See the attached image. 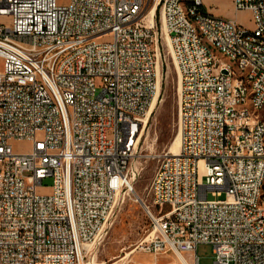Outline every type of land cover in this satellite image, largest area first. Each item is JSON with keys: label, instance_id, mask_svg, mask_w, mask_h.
<instances>
[{"label": "built area", "instance_id": "obj_1", "mask_svg": "<svg viewBox=\"0 0 264 264\" xmlns=\"http://www.w3.org/2000/svg\"><path fill=\"white\" fill-rule=\"evenodd\" d=\"M232 5L251 29L206 21L202 0H0V264H84L143 169L134 160L168 56L180 79V148L150 156L158 165L149 206L141 202L150 230L137 248L198 264L197 247L208 245L213 264H264V206L254 204L264 0ZM181 7L247 73L217 64ZM244 81H253L252 122L241 111ZM14 143L30 148L17 153Z\"/></svg>", "mask_w": 264, "mask_h": 264}, {"label": "rangeland", "instance_id": "obj_2", "mask_svg": "<svg viewBox=\"0 0 264 264\" xmlns=\"http://www.w3.org/2000/svg\"><path fill=\"white\" fill-rule=\"evenodd\" d=\"M203 4V2H202ZM203 8L209 15L210 12H218L219 16L226 18L231 14L229 0H207ZM250 14L240 12L238 21L247 29H251ZM2 64L0 63V71ZM178 87L177 73L172 60L168 56L163 70L162 88L160 97L150 112L146 129L141 138L140 150L134 164L142 166L140 176L132 186L130 194L122 204H119L113 215L104 226L103 234L99 241L89 248L85 264H181L172 253L153 256L139 250L138 245L147 237L150 230V222L146 210L142 204L149 206L147 190L149 183L157 168V159L150 156L168 152L171 144L178 135ZM28 143H14V152L28 151ZM50 179L42 182L40 194L49 192ZM222 195L219 200H223ZM208 199H212L208 196ZM142 202V204L140 203ZM134 251L128 258L119 261L126 253ZM195 255L198 264H213L214 255L212 247L199 245Z\"/></svg>", "mask_w": 264, "mask_h": 264}, {"label": "bare ground", "instance_id": "obj_3", "mask_svg": "<svg viewBox=\"0 0 264 264\" xmlns=\"http://www.w3.org/2000/svg\"><path fill=\"white\" fill-rule=\"evenodd\" d=\"M153 15V10L150 11L149 16ZM182 20L184 21L185 27H190L192 33L196 34V40L199 44L206 46L208 52H211L212 57L217 64L227 65V69L230 70L232 75L243 76V73H247V66H244L241 59H236V54L227 51L220 42L215 39L211 34L207 33L205 26L203 25V19L201 17H195V12L191 7H181ZM204 19L206 21H213V17L208 13L204 12ZM153 24V20L151 21ZM164 47L168 48V42L166 38L163 41ZM175 71L177 73V87L178 96L180 89V79L177 72L175 63L172 61ZM155 105V99L153 100L149 113ZM241 111H243L245 122H252L254 120L255 107H254V88L253 81H244L243 88V101H241ZM260 113H264V99H261ZM180 148L179 132L174 142L171 144L168 153L171 156H178ZM260 188L255 191L254 204L256 206H264V162L259 177ZM134 251L126 253L119 261H123L128 258ZM181 264H188L184 256L177 257ZM123 263V262H122ZM121 263V264H122ZM85 264V263H84Z\"/></svg>", "mask_w": 264, "mask_h": 264}, {"label": "crops", "instance_id": "obj_4", "mask_svg": "<svg viewBox=\"0 0 264 264\" xmlns=\"http://www.w3.org/2000/svg\"><path fill=\"white\" fill-rule=\"evenodd\" d=\"M203 4H205L207 2V0H202ZM229 3H230V6H231V14L226 17V18H223V19H226V20H230V21H234L238 24H241L239 21H238V12H235L234 8H233V5H232V0H229ZM212 15L214 16H219V13L218 12H210ZM210 14V15H211Z\"/></svg>", "mask_w": 264, "mask_h": 264}, {"label": "water", "instance_id": "obj_5", "mask_svg": "<svg viewBox=\"0 0 264 264\" xmlns=\"http://www.w3.org/2000/svg\"><path fill=\"white\" fill-rule=\"evenodd\" d=\"M141 203V202H140Z\"/></svg>", "mask_w": 264, "mask_h": 264}]
</instances>
